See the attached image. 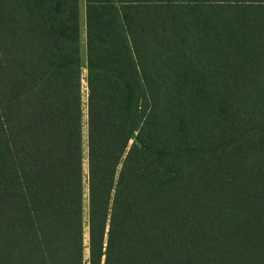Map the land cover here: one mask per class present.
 Returning <instances> with one entry per match:
<instances>
[{
	"label": "trees",
	"instance_id": "trees-1",
	"mask_svg": "<svg viewBox=\"0 0 264 264\" xmlns=\"http://www.w3.org/2000/svg\"><path fill=\"white\" fill-rule=\"evenodd\" d=\"M80 18L0 0V264H264V0Z\"/></svg>",
	"mask_w": 264,
	"mask_h": 264
},
{
	"label": "rangeland",
	"instance_id": "rangeland-1",
	"mask_svg": "<svg viewBox=\"0 0 264 264\" xmlns=\"http://www.w3.org/2000/svg\"><path fill=\"white\" fill-rule=\"evenodd\" d=\"M79 7H80V15H81V18H80L81 19V25H82V29H83V0H79ZM81 38L83 40L82 41V45L84 46V35L83 34L81 35ZM85 75H86V68L83 67V69H82V77H83L82 78L83 97L82 98H83L84 103H86V83H85V79H84L85 78ZM85 112H86V105L84 104L83 105V120L84 121L86 120V114H85ZM84 237H85L84 242H86V240H87L86 231H85ZM86 251H87V249L85 248V250H84V258L85 259H86V256H87Z\"/></svg>",
	"mask_w": 264,
	"mask_h": 264
}]
</instances>
